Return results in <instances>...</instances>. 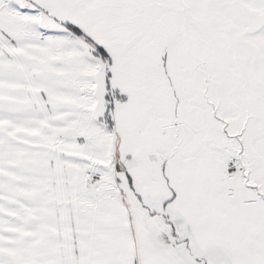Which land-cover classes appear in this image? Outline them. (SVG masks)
Listing matches in <instances>:
<instances>
[{
  "label": "snow or ice",
  "instance_id": "snow-or-ice-1",
  "mask_svg": "<svg viewBox=\"0 0 264 264\" xmlns=\"http://www.w3.org/2000/svg\"><path fill=\"white\" fill-rule=\"evenodd\" d=\"M0 264H264V0H0Z\"/></svg>",
  "mask_w": 264,
  "mask_h": 264
}]
</instances>
